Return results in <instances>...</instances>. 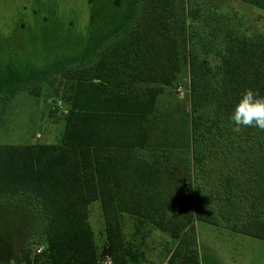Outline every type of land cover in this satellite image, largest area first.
<instances>
[{"label":"trees","instance_id":"trees-1","mask_svg":"<svg viewBox=\"0 0 264 264\" xmlns=\"http://www.w3.org/2000/svg\"><path fill=\"white\" fill-rule=\"evenodd\" d=\"M186 1L198 25L187 57L175 35L177 0H130L80 57L52 66L67 67L74 81L61 143L0 146V196L41 204L48 264H100L89 222L98 201L115 264L131 254L124 215L179 240L176 252L195 248L197 221L264 240V131L234 132L228 119L246 89L264 96V35L220 6L237 1L264 12V0ZM186 62L189 153L173 146L172 127L156 115ZM34 76L10 74L0 107ZM37 258L24 248L18 264Z\"/></svg>","mask_w":264,"mask_h":264},{"label":"rangeland","instance_id":"rangeland-1","mask_svg":"<svg viewBox=\"0 0 264 264\" xmlns=\"http://www.w3.org/2000/svg\"><path fill=\"white\" fill-rule=\"evenodd\" d=\"M130 0H0V89L14 72L36 73L30 88L16 90L0 107V146L59 144L65 133L64 116L74 81L67 67L52 68L58 61L80 57L122 18ZM175 35L187 57L189 32L198 25L189 18L186 0H177ZM237 14L240 25L264 35V12L237 1L220 5ZM182 88L184 96H179ZM190 86L187 62L176 82L158 98L156 115L172 127L173 146L190 152ZM194 186V185H193ZM195 192V191H194ZM100 264L109 252L106 221L101 203L89 207ZM41 204L34 199L0 196V264H18L21 252L45 246ZM123 244L131 254L126 264H264V240L197 221L195 248L132 216L121 218ZM186 243L191 240L186 239ZM35 264H48L37 255ZM172 258V259H171Z\"/></svg>","mask_w":264,"mask_h":264},{"label":"clouds","instance_id":"clouds-1","mask_svg":"<svg viewBox=\"0 0 264 264\" xmlns=\"http://www.w3.org/2000/svg\"><path fill=\"white\" fill-rule=\"evenodd\" d=\"M228 119L235 125L234 132L242 128L264 131V96L258 90L246 89Z\"/></svg>","mask_w":264,"mask_h":264},{"label":"built area","instance_id":"built-area-1","mask_svg":"<svg viewBox=\"0 0 264 264\" xmlns=\"http://www.w3.org/2000/svg\"><path fill=\"white\" fill-rule=\"evenodd\" d=\"M179 96L183 97L184 96V91L182 88H180L179 90ZM45 251V246L39 245L35 248L34 254L35 255H41L43 254ZM104 264H113L111 259L109 258L108 260L104 261Z\"/></svg>","mask_w":264,"mask_h":264},{"label":"water","instance_id":"water-1","mask_svg":"<svg viewBox=\"0 0 264 264\" xmlns=\"http://www.w3.org/2000/svg\"><path fill=\"white\" fill-rule=\"evenodd\" d=\"M189 110H190V108H189Z\"/></svg>","mask_w":264,"mask_h":264}]
</instances>
